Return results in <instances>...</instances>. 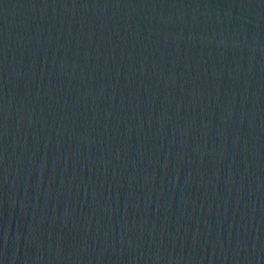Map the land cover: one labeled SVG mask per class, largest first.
I'll return each instance as SVG.
<instances>
[{"label": "water", "instance_id": "water-1", "mask_svg": "<svg viewBox=\"0 0 264 264\" xmlns=\"http://www.w3.org/2000/svg\"><path fill=\"white\" fill-rule=\"evenodd\" d=\"M0 264H264V0H0Z\"/></svg>", "mask_w": 264, "mask_h": 264}]
</instances>
